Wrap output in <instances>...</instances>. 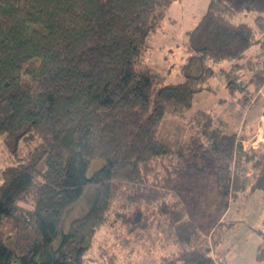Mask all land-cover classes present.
Listing matches in <instances>:
<instances>
[{"label":"trees","instance_id":"obj_1","mask_svg":"<svg viewBox=\"0 0 264 264\" xmlns=\"http://www.w3.org/2000/svg\"><path fill=\"white\" fill-rule=\"evenodd\" d=\"M174 1L0 0V140L16 160L0 169V264H87L102 226L112 218L129 242L148 226V208L149 227L155 221L175 246L159 264H220L193 216L201 195L188 179L215 192L223 209L246 189L264 191V128L258 146L243 148L246 135L214 111L190 110L196 93L213 90V65L224 60L235 61L228 93L238 89L246 109L260 98L264 14L235 23L226 0H208L186 32L183 79L167 83L142 55ZM255 40L258 60L246 58ZM241 66L250 90L238 81ZM169 117L187 118L183 134L169 131ZM94 158L102 165L87 174ZM89 188V208L64 230ZM232 222L214 221L209 239ZM252 229L264 264V220Z\"/></svg>","mask_w":264,"mask_h":264},{"label":"rangeland","instance_id":"obj_2","mask_svg":"<svg viewBox=\"0 0 264 264\" xmlns=\"http://www.w3.org/2000/svg\"><path fill=\"white\" fill-rule=\"evenodd\" d=\"M226 1L235 10V14L231 19L235 23L247 22L251 24L257 14H264V0ZM207 3L208 0H176L163 10V15L149 38L150 51L148 47L142 58L145 63H150L163 73L165 82H177L183 79L179 72V67L185 61V44L182 39L185 36H182L179 30L180 28L187 29L190 22L198 20L204 13ZM172 17L176 20L173 23L169 22ZM256 37H258V33ZM247 57L254 60L261 58L258 40L253 41L246 51ZM244 61L245 59L239 60L238 63H243ZM233 64H235L234 60H224L213 65L215 74L209 79V84L213 90H202L196 93L190 111L196 108L211 109L214 111L213 114L215 113L218 118H222L229 128H233L237 132L241 130L238 124L241 119H244L245 114L249 119L255 117L253 129L257 139V127H260L261 118L264 115L262 110V107H264V95H260V98L254 101L249 109L240 106L241 104L239 105L236 100L240 91L236 89L235 94L231 95L225 86V71L229 70ZM236 71L241 85L245 89H252V83L248 81L249 71L244 66H241ZM245 92L248 93V91ZM261 92H264V86ZM220 98H224L225 101L220 102ZM248 98L247 105L254 99V96L249 95ZM261 103L263 106L260 105ZM250 115L252 116L250 117ZM166 125H168L166 127L169 128V131L179 136L187 128L188 120L182 117H169ZM259 130L260 128H258ZM256 139L250 143L246 141L245 144H254L255 141L257 142ZM203 141H206V139L204 138ZM249 146L243 145V148H248ZM15 161V158L13 159L6 152L0 140V169L15 163ZM102 162L103 160L99 158L92 159L87 169V174L101 166ZM246 171V173H249L248 176L253 172L249 163ZM188 181L191 183L189 190L201 195L200 207L197 208L193 216L202 224L200 233L201 236H207L211 249L210 253L213 258L220 264H263L256 259V251L261 243V238L250 229V226L261 225L264 218V197L260 195L261 192L241 195L234 200L232 198L229 201V205L223 209L219 206L215 192L209 191L204 186L198 187L190 179ZM94 193V188H89L81 201L68 211L63 222L64 230H67L70 221L87 211ZM227 211L228 213L226 214ZM145 212L148 226L145 231L139 234L129 235V242L124 237V233L118 229V222L114 221V224L110 225L112 218L108 221V225L102 226L95 236L92 248L86 254L85 260L87 264H159L160 256L169 254L174 250L175 246L171 240L172 238H168L166 233L159 231L155 221L149 227V218H151L149 217V208ZM222 218L227 221L233 220L232 225L230 227L220 226L215 232V237L209 239L212 224ZM216 235L219 236L217 241Z\"/></svg>","mask_w":264,"mask_h":264},{"label":"crops","instance_id":"obj_3","mask_svg":"<svg viewBox=\"0 0 264 264\" xmlns=\"http://www.w3.org/2000/svg\"><path fill=\"white\" fill-rule=\"evenodd\" d=\"M172 4V3H171ZM170 4V5H171ZM169 5V6H170ZM168 6V7H169ZM200 18V17H199ZM176 20L172 17V18H170L169 19V22H171V23H173V22H175ZM197 22V20H193L192 22H190L189 23V27L187 28V29H185V28H183V29H181L180 28V30H179V32H181V34H182V36H185V37H183L182 39H183V42H184V44H185V39H186V32L190 29V28H192L194 25H195V23ZM181 36V35H180ZM149 51H150V48H149ZM150 64V63H149ZM151 65V64H150ZM262 94H264V92H261V95ZM221 102V101H220ZM223 102V101H222ZM238 103V102H237ZM239 104V103H238ZM240 105V104H239ZM241 106V105H240ZM262 110H263V107H262ZM212 112V111H211ZM252 115H250V117H251ZM260 118V117H259ZM218 120H220V121H222L223 123V125L224 126H226V128H229L228 127V124L227 123H225L224 122V120H222V118H218ZM254 120H255V117L253 118V117H251V119H249V117H247L246 116V114H245V116H244V119H241L240 120V122H239V124H238V126L240 125V127H241V130H240V132H237L236 130V132H237V134H244V135H246V137H243V138H240L241 139V142H242V145H250L249 147H256V146H258L259 145V143L261 142V139H262V134H263V128H264V115L262 116V118H261V124H260V127L258 126L257 127V131H256V135L258 136V138L256 139L255 138V135H254ZM258 128H260V130L258 131ZM229 130H234L233 128H229ZM257 140V142L255 141V143L254 144H245V142L246 141H248L247 143H250V142H253L254 140ZM247 175L249 174V173H246ZM255 192H261V194L260 195H262V197H264V191H255ZM254 192H251V193H249L248 192V190L246 189L245 191H243V192H241V193H239L236 197H234L233 198V200L234 199H237V198H239L241 195H245V194H253ZM228 210V209H227ZM229 211V210H228ZM228 211L226 212V214L228 213ZM225 214V215H226ZM222 219H224V218H222ZM264 220V218L262 219V221ZM230 221H233V220H230ZM260 226V225H259ZM252 227H256V226H250V229L253 231V229H252ZM259 236V235H258Z\"/></svg>","mask_w":264,"mask_h":264}]
</instances>
